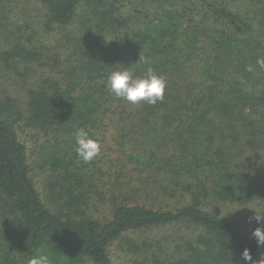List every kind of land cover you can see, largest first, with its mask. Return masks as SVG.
Segmentation results:
<instances>
[{"label": "trees", "instance_id": "trees-1", "mask_svg": "<svg viewBox=\"0 0 264 264\" xmlns=\"http://www.w3.org/2000/svg\"><path fill=\"white\" fill-rule=\"evenodd\" d=\"M38 2L50 63L0 0V60L21 77L50 66L25 109L0 95V264H114V247L134 264H250L245 247L264 258L251 235L264 221L240 228L210 206L264 208V0ZM123 67L163 74V100L115 97L106 80ZM79 128L109 150L104 171L77 156ZM33 163L50 170L41 186Z\"/></svg>", "mask_w": 264, "mask_h": 264}, {"label": "rangeland", "instance_id": "rangeland-1", "mask_svg": "<svg viewBox=\"0 0 264 264\" xmlns=\"http://www.w3.org/2000/svg\"><path fill=\"white\" fill-rule=\"evenodd\" d=\"M7 11L9 15H11L10 20L12 22H10V24H12L17 18H26L29 20L31 28L34 32V42L44 46L43 54L47 56L48 62L50 63V45L54 44V42L51 41L52 36L50 35V32L43 29L42 16L44 11L38 0H11V4L8 6ZM34 66V73H30V76L21 77V75L16 73L14 67L8 66V64L5 65V63L0 60V95L8 94L15 97L19 101L20 106L25 109L27 103V90L29 88L37 87L42 79L50 78L49 65L39 63L37 65H32V68ZM22 124L23 120L19 122V125ZM20 128L23 129L22 131L19 130L20 137L32 142L35 138V133L27 131L26 127L23 125L20 126ZM36 137L40 140V143L41 137L39 135H36ZM106 148H108L107 144ZM108 152L109 150L105 149L95 158L98 160V165L103 169V171L106 168L104 163L106 162V158H108L106 156H109ZM32 159L35 160V163L40 164L38 162L37 154H34ZM35 163H33L30 167V176L37 186H41L42 183L49 178L50 170L48 167H38L39 165H36ZM106 177V175L102 177L103 183H106ZM261 205L262 204L259 202L238 204L236 202L229 201L227 203L210 206L218 212H222L223 215L230 217L240 228H247L251 226V220L255 215L254 210L247 207H251L259 211L263 208ZM104 211L105 210L98 213L97 216L101 217L105 213ZM161 232V229H155L152 231L149 230L145 232L144 235L152 236ZM110 256L114 264H134L135 260V258H132L131 260L128 255H126L123 251H120L117 247L111 249Z\"/></svg>", "mask_w": 264, "mask_h": 264}, {"label": "clouds", "instance_id": "clouds-1", "mask_svg": "<svg viewBox=\"0 0 264 264\" xmlns=\"http://www.w3.org/2000/svg\"><path fill=\"white\" fill-rule=\"evenodd\" d=\"M147 61H145L146 63ZM256 64L260 69H264V58L258 57ZM248 72H254L253 66L249 65ZM106 87L117 98H121L130 104H139L141 102L149 105H155L162 101L166 89V77L163 74H157L151 67H148L143 75L135 76L127 67L112 71L106 80ZM76 154L85 163L91 162L101 151V144L98 138L92 137L87 130L79 128L75 133ZM254 219L259 224L264 221V208L259 211L254 208ZM239 209V208H238ZM251 235L255 238L258 247H264V229L255 227ZM244 261L250 264H264V258L253 260L250 250L245 247L241 251ZM28 264H49L47 255L33 256L28 260Z\"/></svg>", "mask_w": 264, "mask_h": 264}]
</instances>
